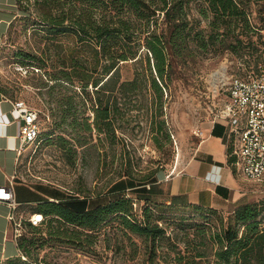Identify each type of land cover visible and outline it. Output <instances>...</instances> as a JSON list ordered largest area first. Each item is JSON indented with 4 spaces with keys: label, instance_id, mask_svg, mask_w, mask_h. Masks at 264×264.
Wrapping results in <instances>:
<instances>
[{
    "label": "trees",
    "instance_id": "1",
    "mask_svg": "<svg viewBox=\"0 0 264 264\" xmlns=\"http://www.w3.org/2000/svg\"><path fill=\"white\" fill-rule=\"evenodd\" d=\"M16 6L19 14L7 34L20 22L21 31L37 36L34 46H19L15 56L43 72L37 86L45 88L53 120L44 137L56 140L73 163L78 148L68 138L72 131L85 133L80 145L94 130L127 145L125 134L142 110L159 119L157 137L171 141L163 118L165 91L182 64L195 63L199 54H249L253 66L233 73L243 77L264 59V25L253 22L251 0H16ZM129 61L135 69L125 77L122 66ZM126 157L128 168L107 194L69 192L43 182L44 194L37 195L32 212L42 213V220L24 219L20 254L1 264H57L51 251L60 245L89 250L100 237L106 249L142 257L144 264H159L161 255L171 263L264 264V197L237 201L225 216L172 193L159 180V169L139 177L131 155ZM191 211L203 218L201 224Z\"/></svg>",
    "mask_w": 264,
    "mask_h": 264
},
{
    "label": "rangeland",
    "instance_id": "2",
    "mask_svg": "<svg viewBox=\"0 0 264 264\" xmlns=\"http://www.w3.org/2000/svg\"><path fill=\"white\" fill-rule=\"evenodd\" d=\"M251 11L253 22L258 27L263 26L264 0H251ZM15 27V32L12 35L6 34L0 43V86L15 98H22L39 108L41 128L39 140L25 148L16 177L32 183L44 182L63 187L69 192L83 190L92 196L107 194L113 182L119 179L120 173L128 168V153L132 158V169L139 177L150 174L155 168L172 173L183 167L200 140L204 122L211 116L209 105L213 96H222V90L217 91L220 89V82L227 80L233 73L244 72L253 66V61H247L253 59L249 54L243 58L230 53L213 57L199 54L195 63L182 64L176 80L165 91L163 118L171 132V141H167L162 135L157 137L153 128L154 125L158 126L159 119L152 117L150 111L142 110L138 111L133 127L131 125L125 134L127 145L120 140L113 143L96 130L93 131L91 140L80 145L78 138H82L85 133L72 131L68 138L78 148L77 158L73 163L56 140L44 137L50 131L53 120L45 88L37 86L43 72L34 66L23 65L15 56L19 46H34L37 36L29 31H21L20 22ZM262 31L264 34V29ZM259 47H264V44L259 43ZM20 66H24L26 70L20 69ZM134 69L132 61L123 63L125 77H132ZM152 96L153 94H147L150 99ZM241 186L246 193L237 201H257L264 197V179H244ZM234 205L235 202H230L219 210L228 216ZM191 214L192 220L199 223L203 221L198 213L191 211ZM25 218H29V215ZM51 253L57 254L54 258L57 264H144L142 257L131 259L129 253L118 254L106 249L101 237L89 250L65 244ZM164 257L165 255H161L157 258L159 264H183L166 262Z\"/></svg>",
    "mask_w": 264,
    "mask_h": 264
},
{
    "label": "crops",
    "instance_id": "3",
    "mask_svg": "<svg viewBox=\"0 0 264 264\" xmlns=\"http://www.w3.org/2000/svg\"><path fill=\"white\" fill-rule=\"evenodd\" d=\"M18 14L16 0H0V43ZM11 99L15 98L0 89V185L13 181L19 202L16 214L25 217L32 214L37 195L43 196L44 190L43 182L32 183L16 177L26 149L19 150L20 122L11 115ZM235 142L229 118L222 113H211L184 166L172 173L158 171L159 180L165 182L172 193L185 194L193 203L221 208L236 202L246 193L241 184L247 178L229 162V150L234 154ZM10 211L9 203L0 201V264L20 254L13 223L8 217Z\"/></svg>",
    "mask_w": 264,
    "mask_h": 264
},
{
    "label": "built area",
    "instance_id": "4",
    "mask_svg": "<svg viewBox=\"0 0 264 264\" xmlns=\"http://www.w3.org/2000/svg\"><path fill=\"white\" fill-rule=\"evenodd\" d=\"M20 69L26 70L24 66ZM220 90L223 96L218 97L212 113H222L229 118L236 138L233 151L236 168L247 179H264V59L256 71L244 77L232 74L220 82L217 91ZM11 102V115L20 122L21 151L38 138L40 110L22 98L11 99ZM0 201L9 203L11 207L8 217L13 223L14 238L18 241L24 231L25 217L16 214L19 202L15 197L13 181L0 185ZM36 215L37 212L29 216L33 224H38L43 218ZM39 264L47 263L41 261Z\"/></svg>",
    "mask_w": 264,
    "mask_h": 264
},
{
    "label": "bare ground",
    "instance_id": "5",
    "mask_svg": "<svg viewBox=\"0 0 264 264\" xmlns=\"http://www.w3.org/2000/svg\"><path fill=\"white\" fill-rule=\"evenodd\" d=\"M36 217L41 218V217H43V214L40 213V212H38L37 215H36Z\"/></svg>",
    "mask_w": 264,
    "mask_h": 264
}]
</instances>
